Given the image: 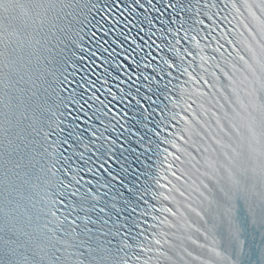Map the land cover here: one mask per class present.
<instances>
[{
  "label": "snow or ice",
  "instance_id": "1",
  "mask_svg": "<svg viewBox=\"0 0 264 264\" xmlns=\"http://www.w3.org/2000/svg\"><path fill=\"white\" fill-rule=\"evenodd\" d=\"M0 264H264V0H0Z\"/></svg>",
  "mask_w": 264,
  "mask_h": 264
}]
</instances>
